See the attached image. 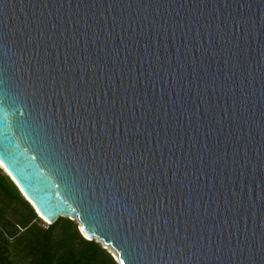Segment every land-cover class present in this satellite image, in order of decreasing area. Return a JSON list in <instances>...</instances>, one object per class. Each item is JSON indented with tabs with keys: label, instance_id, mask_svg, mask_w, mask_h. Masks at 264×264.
<instances>
[{
	"label": "water",
	"instance_id": "1",
	"mask_svg": "<svg viewBox=\"0 0 264 264\" xmlns=\"http://www.w3.org/2000/svg\"><path fill=\"white\" fill-rule=\"evenodd\" d=\"M5 69L8 120L25 126L0 129V162L42 220L76 221L118 264H264V0H0ZM30 71L79 87L72 125L123 159L114 186L109 171L85 194L54 155L60 100L48 87L37 104Z\"/></svg>",
	"mask_w": 264,
	"mask_h": 264
},
{
	"label": "trees",
	"instance_id": "2",
	"mask_svg": "<svg viewBox=\"0 0 264 264\" xmlns=\"http://www.w3.org/2000/svg\"><path fill=\"white\" fill-rule=\"evenodd\" d=\"M41 220L0 166V264H118L76 221L59 217L45 227Z\"/></svg>",
	"mask_w": 264,
	"mask_h": 264
},
{
	"label": "snow or ice",
	"instance_id": "3",
	"mask_svg": "<svg viewBox=\"0 0 264 264\" xmlns=\"http://www.w3.org/2000/svg\"><path fill=\"white\" fill-rule=\"evenodd\" d=\"M7 70H0V76H3ZM36 71H39L38 69ZM87 71V69H85ZM35 76L36 80H40L41 83L39 85L33 84V92L35 97V102L41 105L44 109H48V105L46 100H50L51 96H49L48 92L44 89L50 87L53 90V94L58 97L60 103L58 105V118L57 113L53 112L51 117V123L56 126L57 138L55 143L57 145V150L54 155L59 156L60 159L64 160L65 165L69 168H72V164L69 163L68 158L75 162V168H72L73 172L77 174L79 180L83 182L82 191L85 194H93L97 186L103 189L105 187V180L109 178V171H111L110 179L112 181V185L114 186L122 177L121 173L124 168L123 159H121L115 168H112L111 162L108 160V155L106 152L105 145L101 138V135H97L96 137L92 136V133L83 128V125L80 124L79 127L72 125V120L75 117L79 123V119L81 117L80 113V103L76 97L83 98L81 95V91L78 86L65 87L61 85L60 88L56 87V80L53 79L51 85H47L41 80V77L35 75V72L30 71L29 79ZM15 103L14 99H12L7 90H0V113L3 114L2 118H0V129L7 132L11 135L13 130L22 131L25 126V122L23 120H16L15 124H11L8 120L9 110L12 109V112H18V109L13 108V104ZM89 121V127L91 128L93 117H85ZM65 121L68 122V126L64 131V136L59 137V130L62 125H64ZM76 132L78 136L81 138L87 134L88 141L84 142L83 139H80L78 142L76 138H74L73 132ZM82 145V146H81ZM37 154L42 161L51 163L49 157L45 154L44 148L37 146ZM101 164H103L104 173L101 175ZM150 189H141V195L145 196L148 194ZM141 207V206H138ZM147 219V217H130L129 218V228L136 226L137 220H140L143 223V220ZM155 234L157 239L153 240L154 244L158 243V238L160 236V227L159 225L155 226ZM153 232V225L149 222V237L151 238ZM181 238L175 237L171 241L165 238V246L170 249H175L178 240ZM146 246V245H145ZM155 251V249H153Z\"/></svg>",
	"mask_w": 264,
	"mask_h": 264
},
{
	"label": "rangeland",
	"instance_id": "4",
	"mask_svg": "<svg viewBox=\"0 0 264 264\" xmlns=\"http://www.w3.org/2000/svg\"><path fill=\"white\" fill-rule=\"evenodd\" d=\"M40 224L43 225V226H45V227H47V226L49 225V223H47V222L44 221V220H41V221H40ZM97 242L100 243V244L103 246V244H102L101 242H99V241H97ZM103 247H104V246H103ZM108 251H109V252H112V250L109 249V248H108Z\"/></svg>",
	"mask_w": 264,
	"mask_h": 264
},
{
	"label": "bare ground",
	"instance_id": "5",
	"mask_svg": "<svg viewBox=\"0 0 264 264\" xmlns=\"http://www.w3.org/2000/svg\"><path fill=\"white\" fill-rule=\"evenodd\" d=\"M0 166L3 167V164L0 162ZM43 218V217H42ZM44 221H47L46 219L43 218ZM90 239V238H89ZM110 249V248H109Z\"/></svg>",
	"mask_w": 264,
	"mask_h": 264
}]
</instances>
